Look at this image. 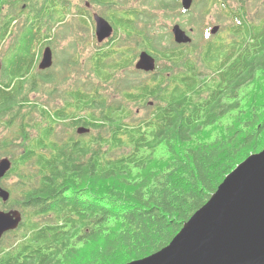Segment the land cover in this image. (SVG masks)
Returning <instances> with one entry per match:
<instances>
[{"label":"trees","instance_id":"obj_1","mask_svg":"<svg viewBox=\"0 0 264 264\" xmlns=\"http://www.w3.org/2000/svg\"><path fill=\"white\" fill-rule=\"evenodd\" d=\"M16 1L0 0V129L8 131L0 160L12 162L1 185L17 179L0 211L19 210L23 222L0 242V264H128L156 254L228 175L264 149V11L250 21L244 0L239 8L206 0L200 12L218 6L233 21L226 26L233 36L190 52L162 48L139 30L142 10L91 0L125 40L89 57V71L103 85L64 88L71 72L59 78L55 66L38 65L66 0H48L45 10L41 0H29L21 9L35 12V20H25L5 48L18 19L3 10ZM154 1L166 12L180 10L178 0ZM72 15L87 28L94 24L87 7ZM139 39L148 41L143 50L158 70L148 81H119L116 73L136 60L131 43ZM81 60L66 66L76 69ZM112 89L119 101L110 99ZM38 93L42 101L31 97ZM56 96L62 105L50 107ZM136 105L147 109L144 117L130 107ZM80 127L89 133L79 134Z\"/></svg>","mask_w":264,"mask_h":264},{"label":"water","instance_id":"obj_2","mask_svg":"<svg viewBox=\"0 0 264 264\" xmlns=\"http://www.w3.org/2000/svg\"><path fill=\"white\" fill-rule=\"evenodd\" d=\"M194 0H181L185 11ZM96 38L102 44L112 38L114 27L99 14L94 15ZM218 27L213 33H217ZM175 43L190 44L193 39L180 25L173 27ZM53 51L46 48L39 65L41 70L53 66ZM156 59L147 51L139 55L136 69L155 72ZM80 127L79 134L89 133ZM12 169V162L0 161V180ZM10 192L0 185V199L6 204ZM23 222L19 210L0 211V242ZM129 264H264V149L240 164L210 200L183 226L172 242L161 251Z\"/></svg>","mask_w":264,"mask_h":264},{"label":"rangeland","instance_id":"obj_3","mask_svg":"<svg viewBox=\"0 0 264 264\" xmlns=\"http://www.w3.org/2000/svg\"><path fill=\"white\" fill-rule=\"evenodd\" d=\"M153 0H116L115 2L118 5H122V9H136V10H142L143 14H141L139 22L137 23V28L139 30L145 31L151 38H153L156 42V39L158 40L160 46L162 48H169L172 45L173 37H172V29L176 24L181 25L187 32H189L191 29L194 30V44L189 45V49L186 51L194 52L195 50H199L201 46L205 45L206 37L205 32L206 30L212 29L215 26H221L222 29H224L226 26H231L232 22L226 20L223 15L219 11V7L215 6L211 9L210 13L207 15H204L202 12H200V8L204 4L201 3L202 0H198L195 5V13H193L194 17H196L197 20L194 19V17H181L182 9L176 11V12H166L162 9H159L158 4L156 1L152 2ZM46 0L40 1V7L45 10V7L48 3ZM180 4V0H178ZM236 0H230L229 3L232 5V7H235ZM31 2L29 0H17L15 2V8L11 7L10 5H6L4 7V14L9 13L12 10V16L17 17L18 21L15 22L18 23L15 27V32L13 33V38L9 39L3 47L7 48L9 45L12 44L14 41L15 34L19 33V28L23 26V23L28 16V8H23L26 5H30ZM70 4L72 6V9L69 8ZM264 2H257L250 4L249 7L251 9L250 12H252L250 21L256 20L257 17L260 16V12L264 11L263 8ZM66 6L64 9H62L63 5H59L57 9H59V12H57L58 21H54L53 23L56 25V28L53 32V37H51L50 46L53 49L54 53V65L55 66V73L57 75H60L59 78L66 75L64 78H67V73L71 72V79L67 81L62 87L67 88L69 86H72L74 84H82L83 81L90 80L95 84L103 85L99 80L93 76V74L89 71V60L90 56H92L95 52L96 47H100L103 45H99L96 37H95V28L90 25L89 28L86 27V25H82L78 20V18L74 17L72 14L74 11L77 10L78 7L85 8L87 7L88 11L90 12V15H93L95 13L98 14H106L103 9L98 6V4L93 3L91 0H66L65 3ZM259 8V6H261ZM74 8V11H73ZM35 9H39V7H35ZM47 9V8H46ZM138 15V14H137ZM35 12L30 14L27 17V20H32L33 22L35 19ZM111 22L110 20H108ZM52 23V24H53ZM20 26V27H19ZM122 31V30H121ZM120 31V32H121ZM115 36L120 39L119 44H123V41L125 37L121 35L120 33L115 32ZM213 37V36H211ZM227 34L221 33L219 37L216 39H226ZM148 43V41L143 42L142 40L133 41L131 45L133 46L132 52L136 51V58L140 54L141 51H143V46ZM141 46V47H139ZM188 48V47H187ZM82 57L80 67H74L69 68L66 66L72 57ZM135 58V56H132ZM2 58H0V72L2 70V64H3ZM138 59L133 61V66L129 67L123 72L116 73L117 79L119 81H124L125 79H130L132 82H143L148 81L151 77L149 74H142L135 71V63ZM167 63V62H166ZM165 63V64H166ZM164 62L160 61L159 66L163 67ZM38 70V69H37ZM63 73V74H62ZM79 80V81H78ZM74 83V84H73ZM123 82H119V87H116L117 89H120ZM105 88H111V85L104 86ZM108 91V90H107ZM107 93L110 95V99L112 101H119L121 99V96L116 94L114 90H109ZM34 101H37V99L42 101V94L38 93L35 95H31ZM58 96L55 97L54 101L50 103V107L55 106H61L62 100L57 99ZM43 100H46V98H43ZM148 103L152 105V101L149 100ZM133 111L135 112L136 116L138 117H144L147 114V109L141 106H130ZM11 131V130H10ZM59 131L63 133V135L67 132L65 129L62 130V127L59 128ZM33 134H36L33 132ZM65 134V135H66ZM85 134V133H84ZM8 135L7 129H0V139ZM159 157H162V160L166 158V154L164 151L160 152ZM17 182V179L13 177L12 179L8 181H4L2 183V187L4 189L11 188L13 184ZM3 204H5L2 201ZM131 263V262H130ZM129 264V263H128Z\"/></svg>","mask_w":264,"mask_h":264},{"label":"flooded vegetation","instance_id":"obj_4","mask_svg":"<svg viewBox=\"0 0 264 264\" xmlns=\"http://www.w3.org/2000/svg\"><path fill=\"white\" fill-rule=\"evenodd\" d=\"M174 1V0H173ZM197 1L198 0H194L193 1V6H192V9L191 10H189V11H185V10H183L182 8H181V0H180V9H182V14H181V17L183 16V17H187V16H189V18L193 15V13H195V5H196V3H197ZM206 0H202L201 1V3L203 4L204 2H205ZM237 2H236V5H235V7H237V8H239V0H236ZM245 2H248L249 3V5L250 4H253V3H257V2H264V0H244ZM263 8H264V4H263ZM220 11V10H219ZM96 14V13H95ZM94 15V14H93ZM92 15V16H93ZM251 15H252V12H250L249 13V16L251 17ZM258 18V17H257ZM256 18V19H257ZM229 21H231L232 23H233V21L232 20H228V22ZM261 22V21H260ZM179 25V24H178ZM180 27L184 30V31H186V33L193 39V42L192 43H190V44H183V45H179V44H176L175 43V39H174V35H173V32H171L172 33V37H173V41L174 42H172V44H175V45H177V46H184V47H188L187 49H189L190 47H189V45H193L194 44V42H195V40H194V38H195V36H194V30L193 29H191L189 32H187V30H185L181 25H180ZM216 27H218L219 28V30L217 31V33H213V30H214V28H216ZM173 30V29H172ZM115 30H114V35L112 36V38H110V39H108V40H106L104 43H102V44H99V45H103L104 46V48H108V46H110V45H115L120 39L118 38V37H116L115 36ZM226 32V34H227V37H232L233 36V34H232V32H231V30L229 29V28H227V27H225L224 29H222V27L221 26H215V27H213L212 29H209V30H206V32H205V37L207 38L206 39V41H205V43H210L211 41H222V40H224V39H216L217 37H219L220 35H221V33L223 34V33H225ZM211 36H213V37H211ZM227 39V38H226ZM125 40V39H124ZM50 42H51V40H50ZM147 44V43H146ZM101 47V46H100ZM139 47H141V46H139ZM134 56H135V54H134ZM137 59H138V57H137ZM157 70H158V66H157ZM154 73V72H153ZM139 74H140V72H139ZM142 74H148V73H144V72H142Z\"/></svg>","mask_w":264,"mask_h":264},{"label":"bare ground","instance_id":"obj_5","mask_svg":"<svg viewBox=\"0 0 264 264\" xmlns=\"http://www.w3.org/2000/svg\"><path fill=\"white\" fill-rule=\"evenodd\" d=\"M154 255V254H153ZM152 256V255H151ZM143 260V259H142Z\"/></svg>","mask_w":264,"mask_h":264}]
</instances>
